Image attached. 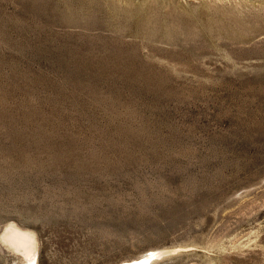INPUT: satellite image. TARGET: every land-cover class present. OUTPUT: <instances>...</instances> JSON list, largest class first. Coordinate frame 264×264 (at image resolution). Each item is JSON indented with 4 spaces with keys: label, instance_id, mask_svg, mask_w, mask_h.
<instances>
[{
    "label": "rangeland",
    "instance_id": "rangeland-1",
    "mask_svg": "<svg viewBox=\"0 0 264 264\" xmlns=\"http://www.w3.org/2000/svg\"><path fill=\"white\" fill-rule=\"evenodd\" d=\"M11 226L33 264H264V0H0V264H32Z\"/></svg>",
    "mask_w": 264,
    "mask_h": 264
},
{
    "label": "bare ground",
    "instance_id": "bare-ground-1",
    "mask_svg": "<svg viewBox=\"0 0 264 264\" xmlns=\"http://www.w3.org/2000/svg\"><path fill=\"white\" fill-rule=\"evenodd\" d=\"M3 239L8 243L9 247H11L15 252L23 254L28 262L34 263L35 259V237L34 234L30 231H24L16 226H11L9 230H7ZM161 252V253H160ZM166 251H157L151 255L152 257H158L159 255L165 253ZM151 258V257H150ZM145 258L144 263H148V259ZM152 259V258H151ZM143 262V261H142Z\"/></svg>",
    "mask_w": 264,
    "mask_h": 264
},
{
    "label": "water",
    "instance_id": "water-1",
    "mask_svg": "<svg viewBox=\"0 0 264 264\" xmlns=\"http://www.w3.org/2000/svg\"><path fill=\"white\" fill-rule=\"evenodd\" d=\"M162 256H163V254H161V255L158 256V257H162ZM158 257H157V258H158ZM152 261H154V260H152ZM152 261H150V263L148 262V263H145V264H151ZM136 264H138V263H136Z\"/></svg>",
    "mask_w": 264,
    "mask_h": 264
}]
</instances>
